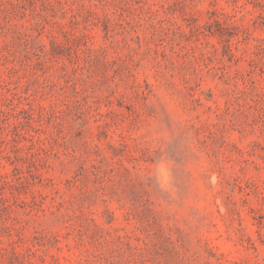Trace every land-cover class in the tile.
<instances>
[{
    "label": "rangeland",
    "instance_id": "1",
    "mask_svg": "<svg viewBox=\"0 0 264 264\" xmlns=\"http://www.w3.org/2000/svg\"><path fill=\"white\" fill-rule=\"evenodd\" d=\"M0 264H264V0H0Z\"/></svg>",
    "mask_w": 264,
    "mask_h": 264
}]
</instances>
